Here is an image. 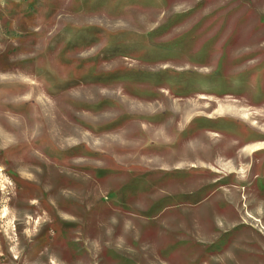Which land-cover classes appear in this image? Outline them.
I'll use <instances>...</instances> for the list:
<instances>
[{
    "label": "rangeland",
    "instance_id": "rangeland-1",
    "mask_svg": "<svg viewBox=\"0 0 264 264\" xmlns=\"http://www.w3.org/2000/svg\"><path fill=\"white\" fill-rule=\"evenodd\" d=\"M0 264H264V0H0Z\"/></svg>",
    "mask_w": 264,
    "mask_h": 264
}]
</instances>
